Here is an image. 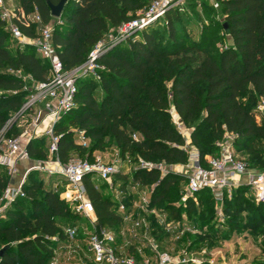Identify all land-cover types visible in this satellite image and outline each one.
<instances>
[{
    "label": "trees",
    "instance_id": "16d2710c",
    "mask_svg": "<svg viewBox=\"0 0 264 264\" xmlns=\"http://www.w3.org/2000/svg\"><path fill=\"white\" fill-rule=\"evenodd\" d=\"M16 1L25 14L37 9L42 25L51 24L53 17L47 0ZM50 1L58 4L60 0ZM153 1L70 0L61 18L63 22L56 24L53 31V42L65 69L84 65L100 41L123 25L142 18ZM216 1L225 14L223 28L233 40V44L221 50L208 38L192 45L178 42L179 33L170 10L168 42L162 44L157 28L149 26L101 54L97 59L100 78L77 80L76 106L55 126L59 136L57 157L63 163H68L76 152L93 161L94 152L112 142L122 157L132 155L168 165L185 164L188 152L184 148L185 138L172 120L170 109L174 108L185 125H195L191 138L203 162L219 153V148L210 143L208 146L217 151H207L200 139L201 133L209 128V136L215 140L222 139L227 132L235 134L238 142L248 146L250 158H245L248 166L264 172V122L258 120L259 104L264 103V0ZM19 26L29 37H35L40 27L27 19L19 22ZM9 37L12 35L0 18V136L6 137L20 133L15 125L7 123L22 109L29 94L26 78L38 84L50 77L49 62L39 56L34 46L19 45L13 54ZM79 130L92 141L90 149L77 142ZM134 134L139 140L134 139ZM47 139V135H42L28 142L31 158L45 157ZM116 175L121 180L119 189L126 195L125 201L131 202L130 198L135 195L126 194V174ZM176 178L187 184V178L176 174L161 178L156 169L137 168L133 173V183L143 187L155 185L150 207L176 198L170 194L177 190ZM10 179L11 175L0 167V201ZM105 183L96 175L88 174L84 189L99 224L117 234L124 223V214L118 211L114 195L104 192ZM22 189L25 195L18 196L4 216H0V250L7 247L0 264H48L58 246L54 238L58 237L60 242L65 240L66 229L83 220L58 190L53 186L45 189L44 181L28 175ZM249 190L250 186L241 185L224 202L246 200ZM197 194H207L209 204L215 201L209 190ZM254 204L257 211L263 210L264 201ZM164 211L169 220L181 216L180 209L172 204L165 205ZM155 224L152 220L151 227ZM253 227L264 236L263 214ZM121 239L117 236L118 245ZM127 252L140 260L135 244L127 246Z\"/></svg>",
    "mask_w": 264,
    "mask_h": 264
},
{
    "label": "built area",
    "instance_id": "2783aa9c",
    "mask_svg": "<svg viewBox=\"0 0 264 264\" xmlns=\"http://www.w3.org/2000/svg\"><path fill=\"white\" fill-rule=\"evenodd\" d=\"M171 2L172 0H154L142 18L133 20L118 29L121 32L119 36H110L107 42L106 39L100 41L90 52L84 65L73 70H66L58 47L53 42L54 26L42 25L43 19L37 9L30 14H25L18 5L12 6L7 0H0V18L5 21L12 37L22 47L34 46L39 56L48 61L50 65L49 80L36 85L35 93L22 109V112L27 111L28 114L23 118L26 124L20 128L19 135L0 136V167L12 176L20 162L30 158L27 149L28 142L38 136L47 135L50 139V153L53 159L43 168L52 176L64 178L66 186L60 196L83 220V225L66 229L67 238L65 240L60 242L58 237L54 238L58 246L48 264H66L62 258L63 255L67 260L78 256L74 264H152L149 259L138 260L135 255L122 251V247H118L116 233L99 224L96 212L84 189V178L88 174L96 175L99 180L109 183L112 188V179L117 174V168L113 164L103 163L100 158H95L93 161L74 159L63 163L57 157L59 136L55 133V126L64 114L76 106L77 80L84 77L100 78L97 73V59L101 54L109 47L135 35L136 30L144 29L151 22L163 16ZM23 19L40 25L35 37L26 36L20 28L19 22ZM40 108L45 110V115L42 116ZM260 111H264L263 102L259 105ZM170 113L175 126L185 138L184 148L188 152L187 163L168 165L164 162H154L139 157L138 168L156 169L163 178L169 174L168 167L177 166L175 172L186 175L188 194L194 195L200 191L209 190L217 203L223 202L226 196L231 197L233 191L241 185L250 186L257 202L264 201V172L251 169L246 159L237 152L233 142L235 134L227 132V136L218 142L219 153L206 158L203 162L199 150L195 146L194 149L192 148L191 135L180 115L174 108H171ZM133 137L139 140L138 135L134 134ZM77 138L78 143L83 146H87L90 140L82 130L78 131ZM24 182L25 179L19 186L7 188L1 199L7 202L0 207V216H4L7 207L18 196L25 195L22 189ZM119 196L120 192L117 191L114 197L118 199ZM142 201L143 204H149L150 194L146 192ZM118 211L124 214V221L130 218L123 201L118 202ZM136 225L144 231L148 228L139 222ZM150 246L157 253L156 264L188 262L187 259H176L169 252H159L156 243L152 240H150Z\"/></svg>",
    "mask_w": 264,
    "mask_h": 264
},
{
    "label": "rangeland",
    "instance_id": "374dc122",
    "mask_svg": "<svg viewBox=\"0 0 264 264\" xmlns=\"http://www.w3.org/2000/svg\"><path fill=\"white\" fill-rule=\"evenodd\" d=\"M7 1L12 6L17 5L16 0ZM170 10L173 11L171 16L179 33L177 40L181 44L192 45L203 38L212 39L211 42L219 50L226 45L233 44V40L223 28L225 18L223 7L216 0H172L166 13L145 27L155 26L162 44L169 41L168 12ZM62 22L63 19L53 17L51 25L55 26ZM142 30L138 29L136 33ZM120 33V30L111 32L106 36V42L110 39V36L117 37ZM125 42L121 41L119 43ZM8 44L13 54L20 47L13 37L8 38ZM26 79L30 89L23 107L30 100L32 94L35 93L37 85L29 77ZM22 109L10 117L7 123L9 126L15 125L20 130L26 124L23 118L27 117L28 112H22ZM258 120L264 122V111H260ZM185 126L192 136L195 125L192 127ZM4 132L6 133L7 129H4ZM209 135L210 129L206 128L201 133L200 139L205 149L214 153L217 149L210 148L208 144H215L218 147V142H221L227 136V133L220 140H215ZM233 142L239 154L249 160L248 146L238 142L236 136ZM191 143L194 149L195 145L192 138ZM92 146L93 143L89 140L88 145L85 147L90 149ZM195 147L199 150L197 146ZM44 148L45 157H30L33 160L25 168L28 171L24 179L26 180L27 176L31 175L33 179L44 181L45 189L53 186L61 194L66 186L64 178L52 176L43 168L47 162L53 159L50 153L49 137ZM98 152V157L94 155L95 158H100L103 163L113 164L117 168V173L123 172L126 174L128 180L126 194L135 195L134 198H130L131 202L125 201L126 195L119 189L121 180L117 178V175L112 179V188L109 183H105L106 189L104 192L107 195H114L119 191L120 196L118 199L115 198L116 201H123L126 206H129L128 214L130 218L124 221L120 226L119 233L116 234V236L120 235L122 237L118 246L119 248L122 247V251H127V246L135 244L138 248L140 260L149 259L152 264H156L157 253L150 246V240H152L156 243L159 252H169L178 260H188V262L181 264H199V262L201 264H264V236L253 227L259 220L260 215H264V206L263 210L257 211V205L254 204V202H257L253 199L252 190L247 191L245 194L246 200L239 203L234 201L217 203L213 201L212 204H209L207 194H188L185 181L176 178L177 190L170 192L171 195H176V198L168 199L159 206L150 207L149 204H143L142 197L146 192L151 195L155 185L143 187L133 183V173L138 168L139 158L132 155L122 157L119 149L112 142L107 143L105 148ZM74 159H87V156L76 152L70 160ZM167 170H169V175L176 174L186 178L185 173L175 172L177 166H170ZM6 202V200L0 201V207ZM167 204H172L180 209L181 216L179 219L169 220L167 213L164 211ZM190 206L192 210L189 212ZM152 220L156 222L154 227H151ZM138 222L142 226L146 225L147 230L144 231L139 228L136 225ZM67 223L72 224L73 221ZM79 225L81 226L83 223ZM153 230H156V233ZM62 258L66 264H74L78 260V256H73L70 260H67L64 255Z\"/></svg>",
    "mask_w": 264,
    "mask_h": 264
},
{
    "label": "crops",
    "instance_id": "0c3cea01",
    "mask_svg": "<svg viewBox=\"0 0 264 264\" xmlns=\"http://www.w3.org/2000/svg\"><path fill=\"white\" fill-rule=\"evenodd\" d=\"M41 110V114L42 116L45 115V110H43L42 108H40ZM98 151L94 152L95 157H98ZM33 159H24L20 162V164L17 167L16 172L11 176L10 179V185L11 187H17L21 184V182L23 181V179L25 178V175L27 173V171L25 170V168L29 165L30 161H32ZM14 176V178H13Z\"/></svg>",
    "mask_w": 264,
    "mask_h": 264
},
{
    "label": "water",
    "instance_id": "95a60500",
    "mask_svg": "<svg viewBox=\"0 0 264 264\" xmlns=\"http://www.w3.org/2000/svg\"><path fill=\"white\" fill-rule=\"evenodd\" d=\"M69 1L70 0H60L58 4H54L50 0H47V5L49 6V8L51 10L52 17H54L56 19H61L63 12H64V9H65V7ZM225 28H226V31H228V25L227 24H225ZM6 248L7 247H4L0 250V258L2 257Z\"/></svg>",
    "mask_w": 264,
    "mask_h": 264
}]
</instances>
